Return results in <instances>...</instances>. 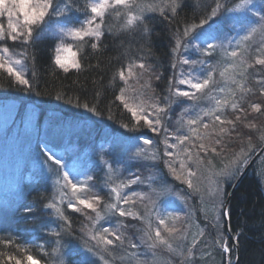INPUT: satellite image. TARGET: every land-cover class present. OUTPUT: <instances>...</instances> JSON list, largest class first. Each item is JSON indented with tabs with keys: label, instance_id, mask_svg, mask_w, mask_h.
<instances>
[{
	"label": "rangeland",
	"instance_id": "1",
	"mask_svg": "<svg viewBox=\"0 0 264 264\" xmlns=\"http://www.w3.org/2000/svg\"><path fill=\"white\" fill-rule=\"evenodd\" d=\"M186 1L174 0L175 12ZM218 2L222 7L215 17H211L210 14L216 7L217 0H211L210 6L201 7L209 14L207 22L203 25L197 24L199 27L194 30L192 27L189 28L188 35L184 36V39L178 37L177 49L172 52L171 71L162 89L154 88L159 74L155 73L151 61L142 62L143 56L125 62L123 71L126 79H121L122 88L117 100L119 99L124 107L127 104L128 107L125 108L131 113L130 109H136V119L141 120L148 131L140 138L117 136L112 147L109 146L110 149L106 151L108 152L106 157L104 151L92 149L93 152L88 143L83 144L82 153L87 154L88 160L103 167L99 187L104 195H98L95 191L96 185L88 176H82L77 172L76 168L59 165L58 174L53 173V189L59 192L62 203L77 204L75 209L71 207L70 209L80 214L78 219L81 225L79 229H75L74 235L68 238L65 245L58 244L51 252L52 264H65L68 255L76 259L78 254L76 250L80 252L82 264H221L222 259L219 258L221 253L219 255L217 250L223 252L228 250L226 233L224 235L221 231V213L225 204L226 185L235 182L257 150L262 147L251 140L247 145L240 143L229 155L222 151L226 146L222 139L225 133L230 132L227 131V125L234 122L231 119L225 121V112L238 107L236 95L242 96L246 92L245 85L249 71L254 66L258 67L260 61L264 60V19H262L264 0H250L242 7H237L242 4V0H218ZM56 3L57 0H54V6ZM136 3L145 6L142 22L137 21L133 27L124 28V9L122 6H117L115 10L109 9L103 17L101 27L103 34L99 38H86L94 40L97 44L104 34L111 33L112 30H107V27L112 22L119 26L117 32L136 31L141 27L140 30L147 34L149 29L141 25L149 17L156 16L154 14L170 9L173 0H136ZM149 5L152 7H148ZM161 8L163 11L160 10ZM116 11H120L121 15L117 16ZM88 18L90 13L80 20ZM106 18H109L108 23L105 21ZM22 20L23 17L19 13L12 17V22L17 23L18 26L22 25ZM99 22L98 18L97 23ZM0 24L7 29L6 13L0 16ZM62 26L65 25L59 18L40 28L34 26L30 41L43 36H52L58 42L57 48L61 42L59 27ZM253 28L256 31L253 32ZM30 41H25L23 38L16 41L5 38L0 41V47H8L13 59L22 60V66L15 64L13 66L17 70L22 68V75L26 79L30 74L26 53L20 47L9 46L8 42L28 44ZM63 43L70 45L72 52L77 55L75 47L77 41L65 36ZM209 44L215 47L205 51ZM233 51L237 53L234 57L231 55ZM60 55L69 62L73 59L64 51ZM56 56L55 49V61ZM185 60L188 63H185ZM140 64H143L144 68L138 67ZM130 65L133 75L128 73ZM71 68L73 67H68ZM4 70L7 72L6 68ZM209 73L212 79L208 87L202 92H196L195 99L176 94L177 89L181 92L195 91L189 85L181 84V80L191 78L193 82H202L203 79L208 78ZM9 76L16 80L13 75L9 74ZM257 78L260 80L262 77ZM122 92L123 100L120 99ZM9 106L0 107V136L5 133L15 117L14 110ZM251 109L254 112L261 111L254 107ZM143 116H147L153 124L149 126L142 119ZM217 116L220 117L219 120L216 119ZM32 118L31 114L25 116L26 132ZM157 120H159L158 124ZM189 121L196 123L190 124ZM213 123L220 124L216 126ZM259 124L261 123L257 124L258 127ZM261 129L259 135H256L259 136L260 141L262 140L261 145H264V120ZM36 139L37 137L34 138ZM92 154L97 156L93 158L90 156ZM57 156L59 155H56V158L60 159ZM109 164L111 168L108 167ZM43 167L49 172L52 169L45 163ZM254 168L264 192V152ZM63 172L69 173L68 179L72 183L84 182L87 187L73 193L70 184H65L62 178ZM189 172L194 175H189ZM189 180L192 182L191 186ZM7 184L9 187L6 188L5 182L0 179L1 189L5 192L14 191L15 186L12 185V181ZM112 188H118L121 201L115 200ZM94 196L100 197L99 202H94L96 211L78 203L77 197L91 199ZM124 200L127 203H124ZM111 203H117V207L123 208L126 215L120 216L118 211H109L106 205ZM97 213L100 214L99 218ZM3 216L4 208L0 207L1 223L4 222ZM161 219L165 221L164 225L160 224ZM165 225L177 231L169 235ZM157 228L171 247L159 243L152 247ZM104 229L109 231L105 233ZM112 233H116L121 239L116 241ZM100 235L107 236L114 240V243L105 245L102 240L93 239L94 236ZM149 236L153 239H149Z\"/></svg>",
	"mask_w": 264,
	"mask_h": 264
},
{
	"label": "trees",
	"instance_id": "2",
	"mask_svg": "<svg viewBox=\"0 0 264 264\" xmlns=\"http://www.w3.org/2000/svg\"><path fill=\"white\" fill-rule=\"evenodd\" d=\"M186 2L176 12L170 7L146 19L141 26L149 29L147 34L141 27L136 31L117 32L119 26L112 22L107 27L111 33L106 32L109 34H104L97 44L89 38L79 46L77 42L79 69L65 71L57 65L55 37L43 36L28 44L8 42L9 46L25 51L30 74L28 85H24L0 69V107L10 105L15 115L0 136V175L4 177L1 180L6 188L9 181L15 186L11 192L0 188V207L4 208V222H0V264H16L17 258L21 264H28L27 255H32L40 264H52L54 248L65 245L75 229L80 228V214L70 209L67 202L62 203L59 192L53 189L59 165L49 153L59 155L61 165L91 177L97 194L104 195L99 187L103 167L88 160L87 154L82 153L83 144L88 143L91 150L104 151L106 157L113 138H140L147 134L148 128L143 122L117 100L122 88L119 72L124 70L128 59L144 56L141 61H151L155 73L159 74L154 88H163L171 71L172 52L177 49L178 37L184 39L186 28L209 19L208 12L201 7L210 6L211 0ZM57 3L63 6L62 0ZM86 3L87 0H77L75 6L80 11L72 12L74 19L87 15ZM105 21L108 23L109 18ZM93 44L97 47L93 48ZM245 86L244 95L236 93L238 107L225 112V121H234L227 125L230 132L222 139L226 144L222 151L228 155L240 143L247 145L251 140L262 146L258 133L264 120V63L251 68ZM255 105L261 111L254 112L251 107ZM27 114L33 118L26 132ZM258 123H261L259 127ZM44 163L52 168L50 172L45 171ZM254 170L253 166L231 198L228 212L232 238L226 234V252L217 250L221 253L218 256L221 264L233 263L236 257L237 264H264V192ZM233 184L234 181L226 185L225 200ZM49 203H56L60 212L46 207ZM221 222L225 235L223 214ZM76 251L77 258L68 255L65 264H82L80 252ZM9 256L13 259L8 260Z\"/></svg>",
	"mask_w": 264,
	"mask_h": 264
},
{
	"label": "snow or ice",
	"instance_id": "3",
	"mask_svg": "<svg viewBox=\"0 0 264 264\" xmlns=\"http://www.w3.org/2000/svg\"><path fill=\"white\" fill-rule=\"evenodd\" d=\"M77 0H62V5L60 3H56L54 6V0H0V16H3L5 13L8 17V25L7 29H5V26L3 24H0V41L4 40L5 38L11 39L12 41H16L18 39L23 38L25 41H30L32 38L33 33V27L40 28L42 25H46L48 23H51L54 19L59 18L60 21L65 25L62 27H59V34L61 35V42L59 46L56 48L57 56H56V63L65 69L67 71L68 67H73L79 69L81 67L78 60L75 59L76 53L72 52L70 45H65L63 43V37H72L75 41L82 43L86 37H96L99 38L103 33L101 31V27L103 24V17L106 13L109 12V9H117V6H122L124 9V17H125V23L123 25L124 28H131L133 27L137 21L142 22L143 21V10L144 5L137 4L136 0H87V3L85 5L84 10L88 13H90V18L86 20H79L78 18L72 17V12H79L80 9L75 6ZM250 0H242V4L238 5L237 7H242L245 4L249 3ZM148 7H152L149 5ZM171 10L175 12V3L173 0V3L171 4ZM222 7V5L218 2L216 3V7L211 12V17H215L217 15V11ZM136 9L135 11L133 9ZM163 11V9H160ZM21 14L23 17L22 25L18 26L17 23L12 22V17L15 14ZM116 15H121L120 11H116ZM257 15H260L257 13ZM99 18L100 22L97 23V19ZM264 19V18H262ZM206 20L201 21V25L206 23ZM71 25V26H69ZM79 25V26H75ZM199 27V25H193L192 29ZM146 30V29H145ZM188 29H185V35H188ZM252 31H256L255 28L252 29ZM78 43V46H79ZM93 48H96L97 45L93 44ZM215 46L209 44L208 47L205 49V51H209L210 49H213ZM64 51L69 53L73 59L69 62L65 58H62L60 53ZM231 55L234 57L237 55L235 51L231 53ZM185 63H188L187 60L184 61ZM260 63H264V60L260 61ZM21 65L22 66V60L20 59H13V57L9 54V49L6 46L0 47V69L7 70V73L10 75H13L18 83L28 85L29 81L24 78L22 75V68L21 70H17L16 67L13 65ZM140 68H144L143 64L138 65ZM129 75H133L132 72V66L130 65L128 68ZM223 75V73H222ZM119 76L121 79H126L125 73L123 70H120ZM212 79L211 73L208 74V78L203 79L202 82H193L191 78L188 80H181V84H187L189 87L195 91L189 92V91H183L181 92L179 89H177L176 94L182 95L184 97H191L193 99L196 98L195 93L196 92H202L206 87H208L210 81ZM120 99H124L123 92L120 96ZM125 107H128L127 104H125ZM254 108L257 110L259 109L258 105H255ZM132 111L133 115H136V109H130ZM141 110H143L141 108ZM163 111V109H161ZM142 119H144L149 126L153 124L152 120H149L147 116H143ZM217 120L220 119L219 116L216 117ZM156 123H159V120L156 121ZM190 124H195L196 121H189ZM204 127H207V125H204ZM153 131H156L155 128H152ZM187 139V137H185ZM218 142V141H217ZM145 143H150V141H145ZM201 148H203V145H201ZM215 151V149H213ZM51 156V159L55 162L56 165H61L63 163L62 160L57 159L56 156L52 153H49ZM109 168H111V165H108ZM189 175H194V173L189 172ZM62 178L65 182V184H70L71 189L73 193H76L82 189H85L87 185L84 182L80 183H72L71 180H69V173L63 172ZM91 179V177H89ZM111 180V177H109ZM59 183V180L57 181ZM189 186H191V180L188 181ZM111 191L115 194V200L117 202L121 201V195L118 191V188H112ZM78 203L80 205H84L88 209H92L96 211V203L99 202L100 197L94 196L91 199H80L77 197ZM124 203H127L126 200L123 201ZM46 207L56 209L57 212H60V209L57 208L56 203H49L46 205ZM68 207L76 208V203H69ZM106 208L109 211H118L120 216L126 215L123 208H118L117 203H111L106 205ZM30 210V209H29ZM99 213H97V216L99 218ZM160 224L164 225L165 221L163 219L160 220ZM167 232L169 235H172L177 231L175 228H167L165 225ZM105 233L108 232V229L103 230ZM58 235V234H57ZM112 235L115 237L116 241H119L121 238L120 236L116 235V233H112ZM93 239H100L103 241L105 245H112L114 243V240L109 239L105 235H100L99 237L94 236ZM149 239H153L152 236H149ZM159 243L162 245H167L168 247H171L170 244H168V240L161 235L160 229L157 228L155 230V242L152 245V247H155V244ZM135 247V245H133ZM8 260H12L13 257L9 256L7 257ZM26 261L28 264H40V261L36 260L32 255L26 256ZM16 264H21V261L17 258Z\"/></svg>",
	"mask_w": 264,
	"mask_h": 264
},
{
	"label": "water",
	"instance_id": "4",
	"mask_svg": "<svg viewBox=\"0 0 264 264\" xmlns=\"http://www.w3.org/2000/svg\"><path fill=\"white\" fill-rule=\"evenodd\" d=\"M263 152H264V145H262V147L259 150H257V152L254 154V156L251 158V160L247 163V165L242 170L239 177L235 180L234 184L232 185V187H231V189H230V191L226 197L225 204L223 205L222 214L224 217V226L226 229V234L229 238H232L231 231H230V224H229V212H228L231 197H232L233 193L235 192V190L238 188V186L241 183V181L243 180V178L247 174H249L252 167L254 166L256 161L259 159V157L263 154ZM237 261H238V259L236 260V262L234 264H237Z\"/></svg>",
	"mask_w": 264,
	"mask_h": 264
},
{
	"label": "bare ground",
	"instance_id": "5",
	"mask_svg": "<svg viewBox=\"0 0 264 264\" xmlns=\"http://www.w3.org/2000/svg\"><path fill=\"white\" fill-rule=\"evenodd\" d=\"M115 140H116V138H113L111 143L113 144V143L115 142ZM256 162H257V161H256ZM254 165H255V164H254ZM240 174H241V173H240ZM240 174H239V175H240ZM239 175H238V177H239ZM238 177H237V178H238ZM237 178H236V179H237ZM233 194H234V193H233ZM232 196H233V195H232ZM231 198H232V197H231Z\"/></svg>",
	"mask_w": 264,
	"mask_h": 264
}]
</instances>
